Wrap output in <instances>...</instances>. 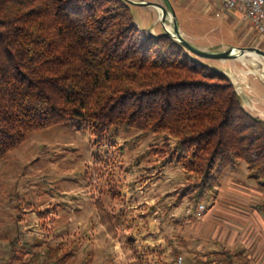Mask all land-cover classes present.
I'll return each mask as SVG.
<instances>
[{
  "label": "rangeland",
  "instance_id": "374dc122",
  "mask_svg": "<svg viewBox=\"0 0 264 264\" xmlns=\"http://www.w3.org/2000/svg\"><path fill=\"white\" fill-rule=\"evenodd\" d=\"M212 1L219 6L202 14L174 0H154L166 10L162 16L152 17L150 5L131 10L140 30L153 26L157 35L176 24L181 33L202 36L200 49L264 50V35L248 23L221 26L226 13L220 0ZM210 24L214 33H207ZM245 53L253 57L199 59L221 71L232 65L231 81L247 110L264 119V57ZM163 142V135L136 129L111 127L98 137L71 124L29 133L0 159V264L12 258L14 241L24 264H173L179 257L205 264L223 248L264 264V215L254 208L264 191L248 178L246 164L228 166L198 196L199 181L178 161L179 152L154 150Z\"/></svg>",
  "mask_w": 264,
  "mask_h": 264
},
{
  "label": "trees",
  "instance_id": "16d2710c",
  "mask_svg": "<svg viewBox=\"0 0 264 264\" xmlns=\"http://www.w3.org/2000/svg\"><path fill=\"white\" fill-rule=\"evenodd\" d=\"M131 5L0 0V159L54 125L90 128L98 137L111 127L136 129L163 135L157 152H179L199 181L198 196L238 162L264 191V119L245 108L226 73L173 36L142 38ZM254 208L264 215V200ZM16 244L7 264L16 256L25 262ZM211 256L205 264H253L226 248Z\"/></svg>",
  "mask_w": 264,
  "mask_h": 264
},
{
  "label": "crops",
  "instance_id": "0c3cea01",
  "mask_svg": "<svg viewBox=\"0 0 264 264\" xmlns=\"http://www.w3.org/2000/svg\"><path fill=\"white\" fill-rule=\"evenodd\" d=\"M134 1H136V0H134ZM137 1H148V2H154V0H137ZM174 1H176L177 3H183V2H186L187 0H174ZM187 3V2H186ZM220 3H221V0H220ZM214 5H218L219 6V1L217 2V1H212V0H190L189 1V3H187L186 5H185V8L187 9L188 8V12H191V13H206L208 10H209V8H211L212 6L214 7ZM150 7L152 8L151 10V13L150 14H152V17H154V14H155V16L156 15H158V13H159V11H158V9L157 8H155L154 6H151L150 5ZM182 7H184V6H182ZM192 7H194L193 9L194 10H192V11H190L191 9H192ZM206 7H208V8H206ZM223 16H226L227 18H225L224 20H225V22L223 23V25H221V26H223V27H225V26H232V27H234V29L235 28H237V24L239 23V25L242 23V22H244V23H248L247 22V20H245L244 18H243V13H242V10L241 9H235V10H231V11H229V12H226V14H224ZM222 16V17H223ZM157 18H155V20H156ZM208 23V22H207ZM210 23V22H209ZM211 26H209L208 27V32L207 33H214L215 32V29H217V28H215V25L214 24H210ZM236 26V27H235ZM152 28H154L153 26H151L149 29H152ZM240 28V27H239ZM142 30H144V31H147L148 29H142ZM154 30H155V28H154ZM250 30V29H249ZM182 31V35H183V33H185V35H188V36H190V37H192L195 41H197L196 42V44L195 43H192L193 45H198V46H202V47H206V43L204 42V41H201L200 39H202V36H200L199 34L197 35V34H191V33H188V32H186L184 29L183 30H181ZM251 31V30H250ZM160 33H163V31H160V32H158V34H160ZM207 39H208V36H207ZM205 45V46H204ZM202 49H205V48H202ZM215 51H218V50H215ZM250 55V54H249ZM248 56V55H247ZM245 57V56H244ZM223 60H226V59H223ZM231 66L232 65H230V66H228V64H225L224 65V67L222 68V71L224 72V73H226L229 77H230V79L232 78L231 77V71H229L230 70V68H231ZM258 93H260L259 91H258ZM260 95V94H259ZM262 96H264V93L262 94ZM264 99V98H263ZM244 106H245V108L247 109V107H246V105H245V103H244ZM249 223H251V221H246V223L245 224H243V227L245 226V225H247V227H244V230H246L244 233L246 234V236H247V234L248 233H250V227H248V226H250L249 225ZM253 227V226H252ZM253 229V228H252ZM239 230H240V226H239ZM240 232H242V230L240 231ZM243 233V234H244Z\"/></svg>",
  "mask_w": 264,
  "mask_h": 264
},
{
  "label": "water",
  "instance_id": "95a60500",
  "mask_svg": "<svg viewBox=\"0 0 264 264\" xmlns=\"http://www.w3.org/2000/svg\"><path fill=\"white\" fill-rule=\"evenodd\" d=\"M127 1L129 3H132V4L154 6L155 8L158 9L159 14L161 16L162 15H166V13H165L166 10L163 8L162 5H159L158 3L148 2V1H134V0H127ZM171 30H172L171 32H170V30L168 32L165 31L164 34L173 36L190 53H192L193 55H195L198 58H203V59H222V60L223 59H232V58H235V57L245 56L246 55L245 52H247V51L254 52L257 55H260V56L264 57V50L259 49L257 47L228 49V50H225V51H222V52H211V51H208V50L200 49V48L196 47L195 45H193L189 40L184 38V36L179 31V29H178L176 24L174 25L173 29H171Z\"/></svg>",
  "mask_w": 264,
  "mask_h": 264
},
{
  "label": "built area",
  "instance_id": "2783aa9c",
  "mask_svg": "<svg viewBox=\"0 0 264 264\" xmlns=\"http://www.w3.org/2000/svg\"><path fill=\"white\" fill-rule=\"evenodd\" d=\"M223 12H229L235 9H241L243 18L247 20L250 28L258 35H264V0H221ZM152 28L149 31L141 33V37L154 34ZM203 209V206H201ZM178 264H182V258L179 257Z\"/></svg>",
  "mask_w": 264,
  "mask_h": 264
},
{
  "label": "bare ground",
  "instance_id": "6f19581e",
  "mask_svg": "<svg viewBox=\"0 0 264 264\" xmlns=\"http://www.w3.org/2000/svg\"><path fill=\"white\" fill-rule=\"evenodd\" d=\"M248 55V56H247ZM249 57H253L251 54L249 55V54H246L245 55V57H244V59L243 60H247V58H249ZM256 61V60H255ZM258 62V61H257Z\"/></svg>",
  "mask_w": 264,
  "mask_h": 264
}]
</instances>
